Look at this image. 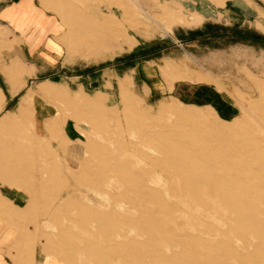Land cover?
Here are the masks:
<instances>
[{
    "label": "rangeland",
    "instance_id": "374dc122",
    "mask_svg": "<svg viewBox=\"0 0 264 264\" xmlns=\"http://www.w3.org/2000/svg\"><path fill=\"white\" fill-rule=\"evenodd\" d=\"M37 1L62 71L0 119V180L30 194L11 259L264 264V0H127L128 28L107 22L114 0ZM183 30L219 38L187 48Z\"/></svg>",
    "mask_w": 264,
    "mask_h": 264
},
{
    "label": "crops",
    "instance_id": "0c3cea01",
    "mask_svg": "<svg viewBox=\"0 0 264 264\" xmlns=\"http://www.w3.org/2000/svg\"><path fill=\"white\" fill-rule=\"evenodd\" d=\"M244 4L243 0H230L223 11L226 14L232 8L242 11L247 9ZM203 14L206 16L211 13L205 10ZM57 23V17L44 10L37 0H0V119L18 108L22 97L33 87L32 84L62 71L59 51L50 43L53 40L62 47L57 40L59 33L53 30ZM179 37L177 40L187 48L207 49L219 38L207 30H183ZM255 38L257 41L264 39L261 35ZM173 44L175 46V42ZM34 102L35 130L37 133H46L45 120L55 112L44 99L36 97ZM74 126L70 121L65 126L71 137L77 134ZM29 198L30 194L24 188L10 186L0 180V264H17L8 255V241L15 239L9 230V219L15 209L22 208Z\"/></svg>",
    "mask_w": 264,
    "mask_h": 264
},
{
    "label": "bare ground",
    "instance_id": "6f19581e",
    "mask_svg": "<svg viewBox=\"0 0 264 264\" xmlns=\"http://www.w3.org/2000/svg\"><path fill=\"white\" fill-rule=\"evenodd\" d=\"M80 1H82V0H80ZM113 6L118 7L117 10L119 11V13H118V11H114V14L111 17H108L107 22L112 23L115 27H117V26L124 27L125 26V28H128V27H130L131 24H133L134 22H138L142 18V13H141L140 8L136 5L131 4L127 0H114V2L112 3V7ZM110 8H111V6H110ZM100 15H102V14H100ZM104 17H106V16H104ZM161 33L164 34L163 32H161ZM34 92L32 89H30L28 96L26 98H24L23 100L26 101L27 98L33 97ZM37 96H38V94H37Z\"/></svg>",
    "mask_w": 264,
    "mask_h": 264
}]
</instances>
